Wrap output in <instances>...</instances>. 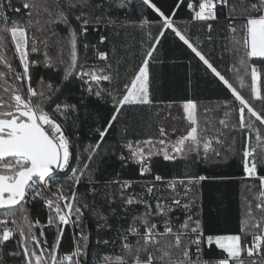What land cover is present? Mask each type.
Listing matches in <instances>:
<instances>
[{"label":"snow or ice","instance_id":"1","mask_svg":"<svg viewBox=\"0 0 264 264\" xmlns=\"http://www.w3.org/2000/svg\"><path fill=\"white\" fill-rule=\"evenodd\" d=\"M115 2L21 0L26 16L18 20L10 18L8 11L19 13L20 7H13L12 0L0 3V64L7 69L0 72V264H6V256L18 258L21 264H89L85 258L91 252L92 233L84 230L86 213L96 222L97 231L112 230L113 218L123 220L121 223L118 219L115 229L120 240L119 252L102 254L97 264H264V175L259 171L264 168V132L256 123L264 125V108L258 110L253 105V100L264 105V0H236L234 3L230 0H178L170 15L155 0H138L140 16L129 23L142 32L141 59L130 71L126 70L123 79L118 68L113 69L109 62V53L96 45L92 47L97 59L104 62L103 67L94 64L85 68L78 56V41L86 36L89 27L99 30L100 26H117L118 19L103 11L105 3L111 8ZM181 6L186 7L189 14L183 27L175 19L176 9ZM116 7L124 8L125 0H119ZM89 8L94 11H85ZM96 11L101 14L96 15ZM149 13L156 18L149 19ZM221 15L227 24L228 43L234 56L229 69L233 80L222 74L204 53L203 41L198 37L194 41L189 34L188 26L199 24L206 28L205 39L211 43L213 22L219 23ZM56 26L67 29V36L60 42L63 79L67 81L77 74L83 82V92L110 102L112 108L106 125L97 124L90 129V135H97L99 139L79 152L76 140L67 130L73 114L78 112L77 105L56 103L49 93L59 89H55L51 81L45 84L41 78L39 90L31 83L33 66L38 63L54 66L46 51L42 62L30 59L31 54L40 51L38 43H45L47 47L45 41L37 40L32 30L45 32ZM119 26L126 24L119 22ZM153 27L157 29L155 34ZM169 32L233 98L231 105L228 102L221 105L228 111L219 124L245 136L241 149L242 179L250 182L245 183L242 190V214L237 233L206 234L199 186L209 177L185 175L165 180L162 175L153 173L155 156H162L164 161H176L195 155L208 161L220 155L215 145L222 143L223 132L208 135L210 122L205 120L201 125L195 100L181 102L186 129L175 139L163 126L159 128L158 139H128L125 127L119 131V138L113 135L115 142L109 146L113 151L103 149L104 156L110 154L122 166H136L140 180L120 179L119 174L114 180L98 179V161L104 158L101 146L106 143L109 131L120 123L122 110L126 106L150 108L154 104L150 65L156 61L158 45ZM51 35L58 34L52 32ZM106 40L107 37L101 35L99 43ZM9 41L22 71H17L5 54ZM83 47L87 50L89 45L84 43ZM225 50H228L227 45ZM64 52L68 54L67 59L63 58ZM7 76H11L14 83H9ZM105 82L112 87H105ZM245 87L250 92L248 97L240 90ZM204 111L207 113L209 109ZM233 111H238V122L230 125ZM231 150L235 152L234 147ZM85 182L88 191L81 193L79 185ZM136 186L142 191H134ZM37 202H42L47 212L43 223L31 216L30 207ZM130 209L135 211L130 212ZM69 226L74 229L73 250L62 254L60 244ZM96 243L108 245L115 241L105 239ZM9 244H14V248L6 251ZM213 249L216 255L206 257V251Z\"/></svg>","mask_w":264,"mask_h":264},{"label":"trees","instance_id":"2","mask_svg":"<svg viewBox=\"0 0 264 264\" xmlns=\"http://www.w3.org/2000/svg\"><path fill=\"white\" fill-rule=\"evenodd\" d=\"M92 2L94 3L95 0H92ZM155 2L166 14L170 15L175 9L178 0H155ZM234 2L236 0H230V3ZM249 2H254V0H249ZM0 3H6V0H0ZM117 3H119V0H116L111 5V8L105 3L103 8L104 12L118 19L117 26H100L99 30H93L92 27H89L86 36L78 41V56L80 57L79 62L85 68L91 67L94 64L103 67L104 62L97 59L96 50L92 47L96 45L99 50L109 53V62L112 64L113 69L118 68L121 79H123L126 70L130 71L141 59L139 55V41L141 40L142 32L138 27L129 23L130 21L138 20L141 7L138 0H125V7L122 9L116 7ZM12 4L13 7H20L21 11L17 13L9 10L8 15L10 18L18 20L26 16V11L22 8L21 0H12ZM85 11L92 12L94 9L89 8L85 9ZM223 11L226 13L227 9L225 8ZM77 14L79 13L77 12ZM95 14L99 15L101 13L100 11H96ZM155 18V14L149 13V19ZM175 19L179 25L185 26L186 21L189 19L186 7L181 6L179 9H176ZM119 22H125L126 26L120 27ZM73 26H75V20H73ZM188 28L189 34L194 41L197 37L203 41L202 50L205 54H208L214 65L227 78L233 80V73L229 69L234 63V56L231 53V45L228 43L229 33L224 16H220L219 23L213 22V31L211 33L213 40L211 43L205 39L207 33L206 28L203 26L196 24L190 25ZM32 31L38 41L46 42L47 47H45V43H38L40 51L31 54L30 59L42 62L45 59L44 53L46 51L52 57L54 66L45 67L43 63L33 66L30 69L32 76L31 83L33 87L39 90L41 78H43L45 84L51 81L54 88L59 89L58 92L49 93L56 103L67 102L77 105L78 112L73 114L72 120L67 125V130L68 134L76 140L77 151H82L89 143H95L99 139L97 135H90V129H94L97 124L106 125L112 113L110 102L106 103L104 100L97 99L95 96H88L83 92V82L78 78L77 74H73L67 81L63 79L64 65L59 61L61 59L60 42L62 38L67 36V29L64 26L49 28L45 32H37L35 29ZM152 31L155 34L157 29L153 27ZM52 32L58 35L53 36L51 35ZM101 35L107 37V40L103 44L99 43ZM84 43L89 45L87 50L83 47ZM226 45L228 50H225ZM5 54L11 59L17 71H22L19 67L18 59L14 56V48L10 41ZM63 58H68L67 52H64ZM6 71L5 66L0 64V72ZM150 73L153 106L150 108L148 106H126L119 118L120 123L115 125L105 138L106 143L101 146V155L104 156L103 149H107L109 153L113 151L109 147L115 142L113 135L116 134L117 138H119V131L125 127L128 129V139H147L149 137L158 139L159 128L161 126L169 133L168 116H165L167 106L173 105L174 107H178L181 102L187 99L195 100L198 103V114L201 125L204 124L205 120H208L211 125L210 128H214L213 132L209 130V136L218 135L219 130L222 131V129L227 131L221 136L222 143L215 145L220 155L213 156L208 161L199 159L195 155H191L186 159L178 158L176 161H164L162 156H155L152 160L153 173L162 175L165 180L185 175H204L209 177V179L203 181L199 186V191L202 193L200 199L202 200V215L206 234L239 232V221L242 214V190L244 184L250 181L242 179L241 149L242 140L245 139L244 134L235 129L224 128V126L219 124V120L225 118V111H228V109L221 107V105L224 102L232 104L233 98L231 97V93L210 73H206L201 62L194 58L190 50L182 42L174 38L170 32L162 38L161 43L158 45L156 61L150 65ZM247 82L250 83V78ZM104 86L112 87L107 82H105ZM240 90L246 97L250 96L247 87ZM45 91L47 92V89ZM262 94H264V84H262ZM5 99H7L6 96ZM253 105L258 110L264 108V105L260 101L253 100ZM205 109H209V111L205 113ZM173 116L175 118L174 121H178L181 118L184 125H186L182 110L177 113L175 112ZM237 122L238 111H233L229 118V124L234 125ZM256 123L257 127L264 132V125H260L259 122ZM177 132L173 134L177 136ZM77 134L79 139H77ZM233 138L235 139L234 145L230 141ZM232 147L235 148V152L231 150ZM98 162L100 167L97 175L101 181L117 179V174H119L120 179H131L134 181L141 179L136 166L129 165L124 167L110 154L104 156L103 160ZM259 171L261 175H264V168H260ZM145 179L151 180L152 177H145ZM157 186L163 187L162 184H158ZM79 191L81 193L88 191L86 182L79 185ZM134 191L141 192L142 188L136 186ZM88 200L89 203L92 202L90 195ZM153 203L155 202L153 201ZM113 207L116 206L113 205ZM132 211H135V209H130V212ZM30 212L33 219L39 218L42 223L46 221L47 212L42 202L34 203L30 207ZM105 214H107V206H105ZM177 215L180 214L177 213ZM120 216H123L122 212ZM86 217V227L84 230L91 231L92 239L90 255L85 259L89 261V264H97V259L102 254L109 252L118 253L120 250V240L117 238L115 230L118 227L119 218L111 220L113 224L112 230L97 231L94 219L87 213ZM119 222L122 223L123 220L119 219ZM75 231L78 232L79 229ZM73 236L74 229L71 226L67 227L60 244V252L62 254L73 250ZM105 239L115 241V243H109L108 245L96 243L97 240L103 241ZM48 240L52 241L51 235L48 236ZM13 248L14 244H9L6 251ZM215 255L216 251L214 249L206 251V257L210 258ZM5 260L6 264H21L18 258L6 256Z\"/></svg>","mask_w":264,"mask_h":264},{"label":"rangeland","instance_id":"3","mask_svg":"<svg viewBox=\"0 0 264 264\" xmlns=\"http://www.w3.org/2000/svg\"><path fill=\"white\" fill-rule=\"evenodd\" d=\"M6 79H7V81L9 82V83H14V81H13V79H12V77L11 76H7L6 77ZM181 111L182 110V108L180 107V106H178V107H174L173 105H169V106H167V108L165 109V116L167 117L168 116V128H169V136L172 138V139H175L177 136H179V135H181L183 132H184V130H185V127H186V125H184V122H182V120H181V118H177L178 119V121L177 120H175L174 121V116L173 115H175V112L177 113V112H179V111ZM173 129H175V132H173ZM213 129L214 128H209V130H212V132H213ZM176 131H178L177 132V136H175L173 133H176ZM220 132H223V131H225V130H223L222 129V131L221 130H219ZM219 132V133H220ZM224 133V132H223ZM218 134V133H217Z\"/></svg>","mask_w":264,"mask_h":264},{"label":"crops","instance_id":"4","mask_svg":"<svg viewBox=\"0 0 264 264\" xmlns=\"http://www.w3.org/2000/svg\"><path fill=\"white\" fill-rule=\"evenodd\" d=\"M223 132H227V131H223ZM231 142L233 141V139L230 140Z\"/></svg>","mask_w":264,"mask_h":264}]
</instances>
